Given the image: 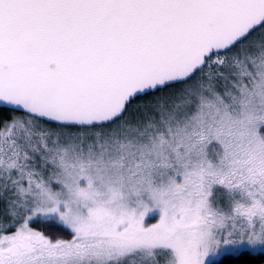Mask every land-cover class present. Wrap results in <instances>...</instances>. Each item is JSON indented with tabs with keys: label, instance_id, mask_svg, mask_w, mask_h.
Instances as JSON below:
<instances>
[{
	"label": "snow or ice",
	"instance_id": "snow-or-ice-1",
	"mask_svg": "<svg viewBox=\"0 0 264 264\" xmlns=\"http://www.w3.org/2000/svg\"><path fill=\"white\" fill-rule=\"evenodd\" d=\"M264 262V0H0V264Z\"/></svg>",
	"mask_w": 264,
	"mask_h": 264
},
{
	"label": "rangeland",
	"instance_id": "rangeland-1",
	"mask_svg": "<svg viewBox=\"0 0 264 264\" xmlns=\"http://www.w3.org/2000/svg\"><path fill=\"white\" fill-rule=\"evenodd\" d=\"M261 264H264V262H261Z\"/></svg>",
	"mask_w": 264,
	"mask_h": 264
}]
</instances>
